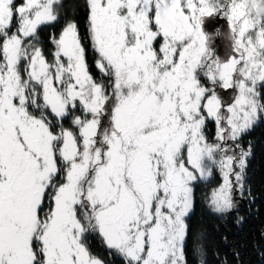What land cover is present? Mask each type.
<instances>
[{
    "label": "snow or ice",
    "instance_id": "obj_1",
    "mask_svg": "<svg viewBox=\"0 0 264 264\" xmlns=\"http://www.w3.org/2000/svg\"><path fill=\"white\" fill-rule=\"evenodd\" d=\"M259 124L264 0H0V264H251Z\"/></svg>",
    "mask_w": 264,
    "mask_h": 264
},
{
    "label": "trees",
    "instance_id": "obj_2",
    "mask_svg": "<svg viewBox=\"0 0 264 264\" xmlns=\"http://www.w3.org/2000/svg\"><path fill=\"white\" fill-rule=\"evenodd\" d=\"M218 27L213 23L212 30ZM246 139H250L253 146V157L249 162V179L252 187V192L255 196V201L251 205L247 202L241 205L240 211L245 214L247 219L243 226V231L238 232L235 225L232 224L231 219L222 222L218 218L209 215L201 207H197L196 214L193 217L192 223L195 227L198 222L202 221V228L207 231L209 236L214 241L213 247L219 244V238L225 234V228L227 227L230 231L227 233L229 238L236 241L245 243L246 247L242 249V256L245 261H251V264H256V258L251 255L252 252V241L261 240L260 233L264 231V124H260L256 129L249 133ZM207 191V189H204ZM219 226V231L215 229ZM227 251L226 248L222 249ZM209 260H212L211 255Z\"/></svg>",
    "mask_w": 264,
    "mask_h": 264
},
{
    "label": "rangeland",
    "instance_id": "obj_3",
    "mask_svg": "<svg viewBox=\"0 0 264 264\" xmlns=\"http://www.w3.org/2000/svg\"><path fill=\"white\" fill-rule=\"evenodd\" d=\"M213 27V23H210L209 25H208V28H209V30H212L211 28ZM223 30V29H222ZM260 125V124H259ZM258 126V125H257ZM256 126V127H257ZM256 127L251 131V132H253L255 129H256ZM250 132V133H251ZM249 169V168H248Z\"/></svg>",
    "mask_w": 264,
    "mask_h": 264
}]
</instances>
